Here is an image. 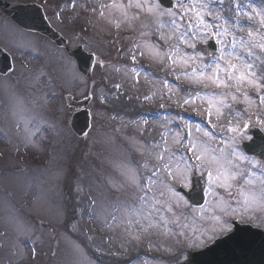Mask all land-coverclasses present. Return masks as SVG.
<instances>
[{"label": "snow or ice", "instance_id": "obj_1", "mask_svg": "<svg viewBox=\"0 0 264 264\" xmlns=\"http://www.w3.org/2000/svg\"><path fill=\"white\" fill-rule=\"evenodd\" d=\"M41 7L47 10V2ZM66 11L77 17L88 13L109 32L133 33L128 48L133 86L141 84L137 57L146 56L164 76L144 70L146 82L159 81L152 85L155 92L143 94L144 100L159 94L171 101L175 96L182 110L172 116L151 113L163 131L158 139L145 136L142 161L122 171L120 187L129 190L127 199L102 206L91 200L87 210L74 204L71 219L78 213L103 217L110 231L123 228L128 242L161 236L169 241L172 264H251L249 257L257 251L264 264V238L258 239L264 237V4L65 0L63 6L57 5L56 19L63 20ZM81 46L87 55L80 57L82 67L76 71L81 75L74 78L90 79L93 62L103 67L104 61L88 41L82 39L77 47ZM61 56L72 66L71 54ZM12 71L9 65L0 75ZM114 87L119 90L121 85ZM92 95L95 92H85V100ZM121 95L117 92L118 98ZM67 99L71 102V94ZM101 102L112 100L104 95ZM15 108L24 112L21 100ZM189 108L199 121L186 118ZM85 115L87 126L89 114ZM74 116L66 111L65 122ZM142 119L147 126V117ZM29 123L35 128L29 134L36 136L39 122L33 118ZM204 196L211 198L207 207L197 209L195 203ZM148 243L152 245L151 240Z\"/></svg>", "mask_w": 264, "mask_h": 264}, {"label": "rangeland", "instance_id": "obj_2", "mask_svg": "<svg viewBox=\"0 0 264 264\" xmlns=\"http://www.w3.org/2000/svg\"><path fill=\"white\" fill-rule=\"evenodd\" d=\"M8 1L47 2L48 8L43 10L48 22L69 46L88 41L97 48L104 66L94 64L92 79H75L81 75L75 59L71 57L69 66L61 56L68 50L57 47L45 35L16 30L0 13V46L12 51L16 59L15 71L0 78V264H172L169 241L161 236L128 242L123 228L110 231L103 217L92 219L78 213L71 219L70 215L74 204L87 210L91 200L102 206L128 198L129 190L120 187L122 171L142 161L145 136L158 139L163 131L151 113L160 110V104L168 108L163 114L169 116L182 111L177 103H170L177 100L175 96L171 101L159 94L151 101L143 98L149 90L156 91L152 85L159 84L154 78L146 82L144 70L153 76L163 77L164 73L146 56H138L141 84L134 87L128 55L133 33L109 32L88 13L77 17L66 11L64 19L58 20L57 5L63 6L65 0ZM253 2L264 4V0ZM116 84L121 85L119 90ZM85 92H95L89 106L95 117L88 134L80 138L65 122V112L73 111L65 96L81 99ZM117 92L122 94L119 98ZM104 95H109L112 103H102ZM17 99L23 103L22 114L16 111ZM143 116L148 119L147 126ZM33 118L41 127L36 136L29 134L35 131L29 123ZM186 118L193 122L201 119L191 108ZM210 199L207 197L205 207Z\"/></svg>", "mask_w": 264, "mask_h": 264}, {"label": "water", "instance_id": "obj_3", "mask_svg": "<svg viewBox=\"0 0 264 264\" xmlns=\"http://www.w3.org/2000/svg\"><path fill=\"white\" fill-rule=\"evenodd\" d=\"M0 8L4 11L5 14H7L9 17H11L17 24L22 26L25 29L28 30H34L38 31L39 33H43L47 35L51 40H53L58 46H64L68 50V53L71 54L74 58H76L78 62V67H82L80 64V57L87 55L86 52H84L82 46L77 47L75 50H71L68 48V41L60 35L56 30L52 28V26L47 22V19L43 13V10L41 7L35 5V4H11L7 3L5 0H0ZM6 54H2V64H1V70L3 71L6 69L9 65H11V62L5 56ZM92 71L90 72L91 76ZM89 99L82 100L79 102H71L68 103L70 105H79V108L85 104H87ZM88 113L87 110H81L78 111L74 118L71 120V125L75 132L79 136L85 135L87 131L90 128V116L87 117V126L86 125V115L85 113ZM89 114V113H88ZM206 196L202 197L198 203H195V206H201L205 203ZM254 231H257L256 229H253ZM264 237H258V239H261ZM262 259L261 254L259 251L256 252L255 255H252L249 257V260L251 261V264H260Z\"/></svg>", "mask_w": 264, "mask_h": 264}, {"label": "bare ground", "instance_id": "obj_4", "mask_svg": "<svg viewBox=\"0 0 264 264\" xmlns=\"http://www.w3.org/2000/svg\"><path fill=\"white\" fill-rule=\"evenodd\" d=\"M170 103H176V101H171ZM165 110H167L166 112H168V108L165 106V109H160V110H156L157 112H161V114L165 113Z\"/></svg>", "mask_w": 264, "mask_h": 264}, {"label": "flooded vegetation", "instance_id": "obj_5", "mask_svg": "<svg viewBox=\"0 0 264 264\" xmlns=\"http://www.w3.org/2000/svg\"><path fill=\"white\" fill-rule=\"evenodd\" d=\"M13 69H14V68H13ZM14 71H15V70H14ZM11 73H12V72H10L9 74H11ZM9 74H8V75H9Z\"/></svg>", "mask_w": 264, "mask_h": 264}]
</instances>
